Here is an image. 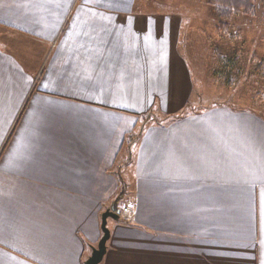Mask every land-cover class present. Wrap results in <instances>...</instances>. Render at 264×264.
Here are the masks:
<instances>
[{
	"label": "crops",
	"instance_id": "1",
	"mask_svg": "<svg viewBox=\"0 0 264 264\" xmlns=\"http://www.w3.org/2000/svg\"><path fill=\"white\" fill-rule=\"evenodd\" d=\"M135 1L0 0V264H85L125 205L100 264H264V116L214 105L185 116L201 136L139 131L154 99L177 113L161 82L188 76V12Z\"/></svg>",
	"mask_w": 264,
	"mask_h": 264
},
{
	"label": "rangeland",
	"instance_id": "2",
	"mask_svg": "<svg viewBox=\"0 0 264 264\" xmlns=\"http://www.w3.org/2000/svg\"><path fill=\"white\" fill-rule=\"evenodd\" d=\"M256 9L254 16L242 12L232 16L228 29L222 30L215 9L208 0L135 1L133 12H188V23L182 27L176 49L185 60L182 64L188 70V76L177 79L179 87L182 86L180 88L177 85L173 88V82L165 75L161 82L162 86L171 87L175 94L163 99L168 100L170 108L177 113L163 112L162 98L154 99L152 107L139 114V131L151 116L149 120L154 117L164 124L174 120L177 124H186L176 131L177 136H201L199 128H189L185 116L191 112V117L203 110L206 112L208 106L212 110L214 105L252 109L264 116V65L260 64L264 60V6L257 4ZM188 84H191L192 94L186 97ZM120 191L113 195L114 203L120 199ZM126 219L129 224L133 221L131 217ZM111 222L112 219L109 220L110 226Z\"/></svg>",
	"mask_w": 264,
	"mask_h": 264
},
{
	"label": "trees",
	"instance_id": "3",
	"mask_svg": "<svg viewBox=\"0 0 264 264\" xmlns=\"http://www.w3.org/2000/svg\"><path fill=\"white\" fill-rule=\"evenodd\" d=\"M208 3L214 7L219 19V28L222 30L228 29V21L232 16L240 12L249 16H254L257 12V4L264 6V0H208ZM260 64L263 66L264 60H262Z\"/></svg>",
	"mask_w": 264,
	"mask_h": 264
},
{
	"label": "water",
	"instance_id": "4",
	"mask_svg": "<svg viewBox=\"0 0 264 264\" xmlns=\"http://www.w3.org/2000/svg\"><path fill=\"white\" fill-rule=\"evenodd\" d=\"M120 217L119 209L116 206L106 209L102 213L101 228L103 235L97 246L93 247L91 255L86 259L85 264H100L107 251V241L110 238V229L108 227V218L118 219Z\"/></svg>",
	"mask_w": 264,
	"mask_h": 264
},
{
	"label": "built area",
	"instance_id": "5",
	"mask_svg": "<svg viewBox=\"0 0 264 264\" xmlns=\"http://www.w3.org/2000/svg\"><path fill=\"white\" fill-rule=\"evenodd\" d=\"M129 212V207L127 206V205H125L123 208H122V210L120 211L119 210V214L120 215H126L127 213Z\"/></svg>",
	"mask_w": 264,
	"mask_h": 264
}]
</instances>
